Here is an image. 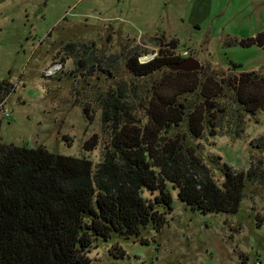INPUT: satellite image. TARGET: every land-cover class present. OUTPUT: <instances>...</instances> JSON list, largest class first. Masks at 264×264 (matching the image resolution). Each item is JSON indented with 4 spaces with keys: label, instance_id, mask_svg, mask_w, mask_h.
Here are the masks:
<instances>
[{
    "label": "rangeland",
    "instance_id": "374dc122",
    "mask_svg": "<svg viewBox=\"0 0 264 264\" xmlns=\"http://www.w3.org/2000/svg\"><path fill=\"white\" fill-rule=\"evenodd\" d=\"M263 30L264 0H0V81L10 87L0 137L96 164L110 139L102 123L104 98L123 88L146 122L152 90L182 91L199 75L194 70L186 77L170 68L173 62L138 76L129 60L145 63L166 49L172 58L196 57L219 81L241 71L264 73V47L240 44ZM232 63L242 66L236 70ZM232 97L221 95V106ZM225 115L217 136L205 133L189 143L219 181L224 162L262 173L248 181L240 210L205 214L182 202L170 185L173 210L166 223L100 241L89 254L93 264H264V146L258 147L264 110L244 116L239 137L225 134L231 130ZM94 134L99 144L87 151L84 143ZM114 245L124 255L111 253Z\"/></svg>",
    "mask_w": 264,
    "mask_h": 264
},
{
    "label": "trees",
    "instance_id": "16d2710c",
    "mask_svg": "<svg viewBox=\"0 0 264 264\" xmlns=\"http://www.w3.org/2000/svg\"><path fill=\"white\" fill-rule=\"evenodd\" d=\"M240 44L264 47V30ZM168 52L162 49L145 63L132 58L128 68L145 76L185 59ZM195 71L199 75L182 91L152 90L146 122L137 118L135 103L123 88L104 98L102 123L110 139L96 164L45 147L7 144L0 137V264H93L89 254L100 241L138 236L142 227L166 223L173 210L170 185L193 209L237 213L248 181L262 173L254 167L238 171L224 162L217 164L223 175L219 181L189 140L205 133L217 136L223 112L231 129L225 134L239 137L244 116L264 110V73L241 71L219 81L209 66ZM178 73L189 77L194 72ZM9 92V83L0 81V102ZM232 93V103L221 106V95ZM184 123L187 128L181 131ZM98 144L94 134L83 147L90 151ZM262 146L264 136L258 142ZM117 250L124 255L115 245L111 253Z\"/></svg>",
    "mask_w": 264,
    "mask_h": 264
},
{
    "label": "water",
    "instance_id": "95a60500",
    "mask_svg": "<svg viewBox=\"0 0 264 264\" xmlns=\"http://www.w3.org/2000/svg\"><path fill=\"white\" fill-rule=\"evenodd\" d=\"M176 71H194L202 68V63L194 56H189L179 62L170 65Z\"/></svg>",
    "mask_w": 264,
    "mask_h": 264
},
{
    "label": "built area",
    "instance_id": "2783aa9c",
    "mask_svg": "<svg viewBox=\"0 0 264 264\" xmlns=\"http://www.w3.org/2000/svg\"><path fill=\"white\" fill-rule=\"evenodd\" d=\"M185 54H187V52H185ZM4 105H5V100L3 99L1 102H0V111H2V113L6 116H9V113L5 110L4 108ZM257 264H260L259 262Z\"/></svg>",
    "mask_w": 264,
    "mask_h": 264
},
{
    "label": "bare ground",
    "instance_id": "6f19581e",
    "mask_svg": "<svg viewBox=\"0 0 264 264\" xmlns=\"http://www.w3.org/2000/svg\"><path fill=\"white\" fill-rule=\"evenodd\" d=\"M144 59H146V60H147V59H148V57H145Z\"/></svg>",
    "mask_w": 264,
    "mask_h": 264
}]
</instances>
